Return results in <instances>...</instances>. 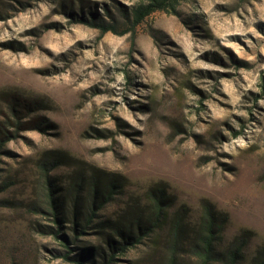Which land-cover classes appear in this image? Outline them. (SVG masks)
Returning a JSON list of instances; mask_svg holds the SVG:
<instances>
[{
    "label": "rangeland",
    "instance_id": "374dc122",
    "mask_svg": "<svg viewBox=\"0 0 264 264\" xmlns=\"http://www.w3.org/2000/svg\"><path fill=\"white\" fill-rule=\"evenodd\" d=\"M147 2L0 0V264H201L206 206L223 221L208 264L264 254V0H177L122 34L76 22L123 31ZM50 151L62 212L38 165ZM94 170L120 186L85 223L88 186L74 208L72 184ZM158 186L161 221L141 233L139 220L141 240L113 252Z\"/></svg>",
    "mask_w": 264,
    "mask_h": 264
},
{
    "label": "trees",
    "instance_id": "16d2710c",
    "mask_svg": "<svg viewBox=\"0 0 264 264\" xmlns=\"http://www.w3.org/2000/svg\"><path fill=\"white\" fill-rule=\"evenodd\" d=\"M177 3V0H148L146 4H140L133 8L130 13L124 12V15L126 19L130 22L129 29H124L123 31H119L118 27L114 23L106 22V21H98L96 17H92L89 19L84 18L83 16H76V22L78 23H84L90 26L97 27L101 33L106 32H112L115 34H122L124 32H127L130 30V28H133L134 26L138 25L145 17H147L149 14L158 11L163 10L166 12H172L176 14L175 12V4ZM108 11V10H107ZM108 13V12H107ZM76 15V14H75ZM13 111L19 112L15 107L21 106L20 104H13ZM7 139L6 136L3 134V131L0 128V148L3 145L4 140ZM49 156H47V159L51 160L50 166L48 167L46 164V159H41V161L38 163L39 168L42 170L44 176L46 177V183L49 188V197L51 200L52 208H58L60 212H62V201L61 203L57 204L56 201H60V197L57 199L52 196V189L51 184L49 182V174L48 172L50 170H53L58 166V162L62 160L61 156L59 154H55L52 151L48 153ZM86 180V181H84ZM83 183H86L88 186V196L85 199L86 200V206L87 213H85L84 216V222L89 223L92 222V220L95 218L96 212L100 209H102L108 202H110L114 195L118 193L119 188V179L113 175H107L105 173H102L101 171L94 170L92 174L89 177H85L84 173L82 171H77L74 179V184H72V190L74 194L73 202L75 204L74 208H77L76 203L79 202V199L81 198V190L80 187ZM150 203H151V210H149V213L138 215L137 217H133L130 220L127 221V227L124 228L125 231L123 233L118 230V232L121 235V242L116 243L109 239L108 244L110 246V249L113 252L119 251L120 254L125 252V249H128V247H132L134 243L139 242L141 240V236L137 235L136 237H133L131 235V229L132 226L137 225L139 226L140 223H138L139 220L143 219L145 227L143 229H140L142 232H147L148 230H151L153 227L157 226V222L161 221L163 214H165V205L170 197L167 195L164 188H160V186L153 188L150 190ZM87 202H90V205L87 204ZM74 220L76 221L79 217L80 210H74ZM59 217H56V222L59 223ZM222 219L218 217L215 212L212 210L210 206L204 207L203 214L200 218V221L197 226V232L195 237V254L199 258L201 264H208L211 259L213 258L214 254V242L217 238V234L220 233L222 228ZM181 224V218L177 215L175 216L173 220V231L174 233L177 232L179 226ZM151 227V229H150ZM83 228V227H81ZM140 228V227H139ZM80 233L83 232V230L79 231ZM117 232V231H116ZM64 241V240H63ZM118 244L117 246H115ZM62 246H66V242L61 243ZM233 257L231 258V264L236 262V253L232 254ZM65 258H68V251H65L63 254ZM115 257L111 254L109 256V260H114ZM254 264H264V254L254 263Z\"/></svg>",
    "mask_w": 264,
    "mask_h": 264
}]
</instances>
